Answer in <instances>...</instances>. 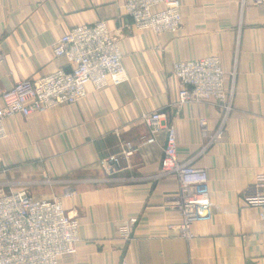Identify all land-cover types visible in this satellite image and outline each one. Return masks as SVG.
Wrapping results in <instances>:
<instances>
[{"label": "crops", "instance_id": "crops-1", "mask_svg": "<svg viewBox=\"0 0 264 264\" xmlns=\"http://www.w3.org/2000/svg\"><path fill=\"white\" fill-rule=\"evenodd\" d=\"M180 1L182 29L156 34L131 25L127 0H0V95L69 70L52 46L77 25L105 21L119 37L123 81L90 84L73 105L17 114L0 142V190L59 200L79 221L78 252L59 264H264V221L243 195L264 171V4ZM203 57L219 59L226 102L179 109L173 66ZM160 110L175 126L179 161L209 177L212 217L191 225L190 240L166 227L181 217L169 204L178 178L158 177L164 133L141 142L149 133L142 116ZM123 141L137 152L117 173H104L100 161Z\"/></svg>", "mask_w": 264, "mask_h": 264}, {"label": "built area", "instance_id": "built-area-1", "mask_svg": "<svg viewBox=\"0 0 264 264\" xmlns=\"http://www.w3.org/2000/svg\"><path fill=\"white\" fill-rule=\"evenodd\" d=\"M253 2L264 4V0ZM125 10L131 25L140 31L176 34L183 26L180 0H127ZM52 51L54 56L67 59L70 69H59L37 81L21 80L0 95V142L8 138L6 122L13 116L28 117L60 105H73L87 97L88 85L100 90L110 80L120 83L125 79L119 37L105 21L73 27L55 41ZM173 74L179 82L177 108L190 101L226 102L218 58L177 61ZM142 121L149 131L142 144L156 143L160 133H164L158 177L175 176L179 181L178 192L169 204L181 221L166 227L190 240L191 225L212 217L208 174L179 161L176 129L167 121L165 111L147 113ZM200 125L205 127L206 121L201 120ZM219 138L220 134L216 139ZM120 148L119 153L100 161L104 173L120 171L123 160L130 159L138 150L129 141H123ZM243 195L248 205L259 209V217L264 221V171ZM135 223L136 219L130 220L123 236L131 235ZM79 228V221L67 213L59 200H37L26 189L0 190V264H59L61 258L77 254Z\"/></svg>", "mask_w": 264, "mask_h": 264}]
</instances>
